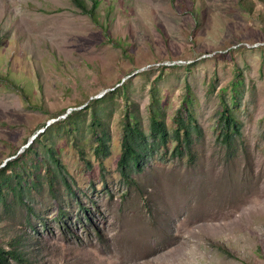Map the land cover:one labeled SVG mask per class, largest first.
<instances>
[{"label": "rangeland", "instance_id": "obj_1", "mask_svg": "<svg viewBox=\"0 0 264 264\" xmlns=\"http://www.w3.org/2000/svg\"><path fill=\"white\" fill-rule=\"evenodd\" d=\"M83 1L0 0V247L18 256L1 264H264V0ZM185 103L201 132L179 155ZM133 112L170 138L124 176Z\"/></svg>", "mask_w": 264, "mask_h": 264}, {"label": "trees", "instance_id": "obj_2", "mask_svg": "<svg viewBox=\"0 0 264 264\" xmlns=\"http://www.w3.org/2000/svg\"><path fill=\"white\" fill-rule=\"evenodd\" d=\"M73 2L76 4L78 8H81L82 10H87L85 1L73 0ZM97 5H98V1L94 0L93 5L89 12L90 13L94 12V10L97 8ZM104 100L105 99L100 98L94 101L101 102ZM183 108L187 112L188 119L185 120L184 118L180 117L179 114L174 119L177 127L174 131L173 136L175 140H177L178 142L175 150L179 155H183L184 151L182 149H184L186 153L191 152L190 146L192 143L193 133L201 132V128L196 124V119L193 113L188 110L186 103L184 104ZM152 109L155 110L154 108ZM178 113H180V111H178ZM78 114L79 112L74 113L72 115L69 114L67 125L63 128L55 125V129L58 132L61 130H67V132H71V133L78 132L80 129L83 128L84 125V123H79ZM126 116H127V121L124 123L123 138H122V153L118 160L119 170L124 176H128L132 172L142 171L141 168L142 161L147 156L150 155V151H154L160 146L167 144V141L170 138V133L168 131L166 121L163 119H159L160 117L156 115V113H152L151 115L149 133L144 130L142 123L140 122V119L135 114V112H133L132 114H127ZM93 117L94 120L92 121V123L89 125L88 128L92 130L93 133L96 132L93 140H95L96 138L97 153L106 155L108 154L109 151L107 142L110 140V133L107 130V126L105 125V123L97 116L96 110H94ZM219 123L221 127L220 132L222 133L223 143L228 146L230 154H234L235 151L237 150V147L235 146L236 139L242 134L241 133L242 123L236 118V116L233 113L230 112L228 106L224 109L223 113L221 114ZM52 128H54V126L52 127L48 126L46 127L44 132H46L47 130H51ZM182 136L184 142H182ZM50 145H48L46 148L48 157H50L52 161L55 162L57 167L58 166L61 167V165H58L57 163L58 161L54 157L56 151L53 148V146ZM7 174H8L7 170L0 171V191H1V186L4 184V182L10 180L9 179L10 177ZM13 189L16 192V194H18L20 197L22 196L23 185H21L20 181L15 186H13ZM5 254H12L16 258L18 257L15 256V253L5 252L0 247V264L6 259Z\"/></svg>", "mask_w": 264, "mask_h": 264}]
</instances>
